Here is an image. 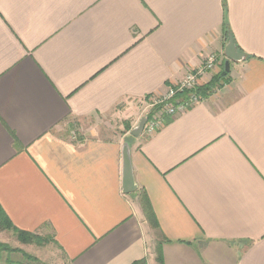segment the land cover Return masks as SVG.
<instances>
[{
    "label": "crops",
    "instance_id": "crops-1",
    "mask_svg": "<svg viewBox=\"0 0 264 264\" xmlns=\"http://www.w3.org/2000/svg\"><path fill=\"white\" fill-rule=\"evenodd\" d=\"M229 32L228 82L132 136ZM0 207L67 264H264V0H0Z\"/></svg>",
    "mask_w": 264,
    "mask_h": 264
},
{
    "label": "rangeland",
    "instance_id": "rangeland-1",
    "mask_svg": "<svg viewBox=\"0 0 264 264\" xmlns=\"http://www.w3.org/2000/svg\"><path fill=\"white\" fill-rule=\"evenodd\" d=\"M155 98L153 97V102L149 104L150 110H157L158 103L156 102ZM155 100V101H154ZM79 125V126H78ZM76 126H71L68 128L69 130H76V133L80 135L81 137L87 136V131L84 133L80 130V128L85 129H92L97 130L99 136H104L106 132H110V130H116L118 127V124L116 120L107 118H97L95 120L90 121H84L81 123H78ZM67 129V128H66ZM79 136V137H80ZM46 241L42 243L41 245L36 244H22L16 237L15 233L13 231H4L2 234H0V243L8 245L11 248H15L18 251H14L11 253H0V264H26L31 263L32 260L27 259L22 256L21 252H24L34 258H36L39 262V264H67L64 256L62 253L53 245L52 241H50L48 238H44ZM6 260H8L6 262Z\"/></svg>",
    "mask_w": 264,
    "mask_h": 264
},
{
    "label": "built area",
    "instance_id": "built-area-1",
    "mask_svg": "<svg viewBox=\"0 0 264 264\" xmlns=\"http://www.w3.org/2000/svg\"><path fill=\"white\" fill-rule=\"evenodd\" d=\"M217 61L216 55H209L200 67L186 74L179 83L169 88L163 96H151L149 98L150 104L153 102V97H157L155 100L158 103V109L151 110L148 114L147 122L143 129L144 134L150 136L160 128L163 124L164 116L180 114L197 103L200 100V96L194 90L198 85V79L212 70L216 66ZM178 92H185L186 96L183 98L177 97ZM71 137H75L74 132H72Z\"/></svg>",
    "mask_w": 264,
    "mask_h": 264
},
{
    "label": "trees",
    "instance_id": "trees-1",
    "mask_svg": "<svg viewBox=\"0 0 264 264\" xmlns=\"http://www.w3.org/2000/svg\"><path fill=\"white\" fill-rule=\"evenodd\" d=\"M223 29L227 31V26H225V24L223 25ZM230 34V32H229ZM234 40V39H233ZM235 43V41H234ZM236 45V43H235ZM237 50L239 51L237 45H236ZM240 52V51H239ZM228 75V72L225 71V68L222 69L218 74L214 75L212 77V79L205 85L200 86V87H196L195 88V93L199 96H207L209 95L211 92H213L216 88L220 87L221 85H223L224 83L228 82V78L226 77ZM186 93L185 92H178L177 93V97H185ZM158 109V108H157ZM145 211H146V215H147V219L150 223V225L153 228H157V223L156 220L154 218V215L152 214L148 204H145ZM0 230H11L13 231V233H15L17 239L22 243V244H36V245H41L42 243H44L46 240L44 238H42L39 235L33 234V233H29V232H25V231H21L18 230L16 228H14L9 219L7 218V216L4 214V212L2 211L1 207H0ZM14 251H18L15 248H11L8 245L2 244L0 243V253L6 252V253H11ZM19 252V251H18ZM23 257L32 260V262L30 263H26V264H39L38 260L24 252H21ZM8 260H6L7 262ZM156 261L158 262V264H162V258H161V252H160V248L159 246L156 249ZM10 264V263H9ZM19 264V263H17ZM131 264H145V261L143 259L138 260V261H134Z\"/></svg>",
    "mask_w": 264,
    "mask_h": 264
},
{
    "label": "water",
    "instance_id": "water-1",
    "mask_svg": "<svg viewBox=\"0 0 264 264\" xmlns=\"http://www.w3.org/2000/svg\"><path fill=\"white\" fill-rule=\"evenodd\" d=\"M224 55L227 60L225 61L224 67L225 71H229V63L230 61L236 62L242 60L244 55L239 52L234 43L233 37L231 34L228 35V41L224 46ZM147 122V116H144L140 119L137 126H135L130 134L134 137H138L144 129V126ZM122 188L125 193L133 192L136 189V185L134 183L132 168L130 163V155H129V147L126 143L122 150Z\"/></svg>",
    "mask_w": 264,
    "mask_h": 264
}]
</instances>
